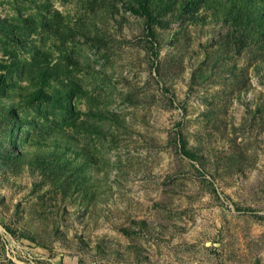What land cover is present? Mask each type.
<instances>
[{
  "label": "rangeland",
  "instance_id": "1",
  "mask_svg": "<svg viewBox=\"0 0 264 264\" xmlns=\"http://www.w3.org/2000/svg\"><path fill=\"white\" fill-rule=\"evenodd\" d=\"M142 1L0 0V264H264V0Z\"/></svg>",
  "mask_w": 264,
  "mask_h": 264
},
{
  "label": "trees",
  "instance_id": "2",
  "mask_svg": "<svg viewBox=\"0 0 264 264\" xmlns=\"http://www.w3.org/2000/svg\"><path fill=\"white\" fill-rule=\"evenodd\" d=\"M144 2H145V0H143V1L141 2V5H142L143 7H144ZM188 7H190V6H188ZM146 14H147L148 17H150V15H149L150 13L146 12ZM150 18H151V17H150Z\"/></svg>",
  "mask_w": 264,
  "mask_h": 264
}]
</instances>
